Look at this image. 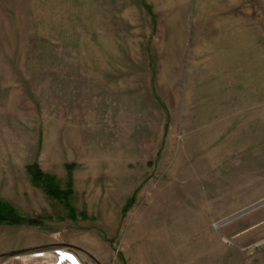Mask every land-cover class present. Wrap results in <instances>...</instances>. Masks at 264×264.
<instances>
[{
    "label": "rangeland",
    "instance_id": "rangeland-1",
    "mask_svg": "<svg viewBox=\"0 0 264 264\" xmlns=\"http://www.w3.org/2000/svg\"><path fill=\"white\" fill-rule=\"evenodd\" d=\"M0 200V264H264V0H0Z\"/></svg>",
    "mask_w": 264,
    "mask_h": 264
},
{
    "label": "trees",
    "instance_id": "trees-1",
    "mask_svg": "<svg viewBox=\"0 0 264 264\" xmlns=\"http://www.w3.org/2000/svg\"><path fill=\"white\" fill-rule=\"evenodd\" d=\"M28 169L32 174L34 182L41 181L47 193H56L55 187L52 183L53 177L43 174L35 165L29 166ZM23 220L24 219L15 212L13 207H11L6 202L0 200V222L18 223Z\"/></svg>",
    "mask_w": 264,
    "mask_h": 264
},
{
    "label": "built area",
    "instance_id": "built-area-1",
    "mask_svg": "<svg viewBox=\"0 0 264 264\" xmlns=\"http://www.w3.org/2000/svg\"><path fill=\"white\" fill-rule=\"evenodd\" d=\"M31 257H45L46 263L44 264H82L77 255L71 250L64 248H53L49 251L39 250L33 252Z\"/></svg>",
    "mask_w": 264,
    "mask_h": 264
},
{
    "label": "water",
    "instance_id": "water-1",
    "mask_svg": "<svg viewBox=\"0 0 264 264\" xmlns=\"http://www.w3.org/2000/svg\"><path fill=\"white\" fill-rule=\"evenodd\" d=\"M260 204H264V201L260 202Z\"/></svg>",
    "mask_w": 264,
    "mask_h": 264
}]
</instances>
